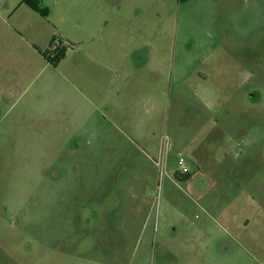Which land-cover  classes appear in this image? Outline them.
<instances>
[{
  "label": "rangeland",
  "instance_id": "374dc122",
  "mask_svg": "<svg viewBox=\"0 0 264 264\" xmlns=\"http://www.w3.org/2000/svg\"><path fill=\"white\" fill-rule=\"evenodd\" d=\"M81 1L0 0V264H264V0Z\"/></svg>",
  "mask_w": 264,
  "mask_h": 264
},
{
  "label": "crops",
  "instance_id": "0c3cea01",
  "mask_svg": "<svg viewBox=\"0 0 264 264\" xmlns=\"http://www.w3.org/2000/svg\"><path fill=\"white\" fill-rule=\"evenodd\" d=\"M81 1V0H80ZM114 1H117V0H82L81 1V4H84V7H82V13L87 17H90V18H93V16H98L99 17V13L100 12H105L106 11V8H109V7H107L106 5H113L114 3L115 4H118V3H120V1L119 2H114ZM119 6V8H120V5H118ZM118 8V7H117ZM91 14V15H90ZM103 22H105V26H106V24H107V22L108 21H106V20H104ZM94 37V36H93ZM99 39V38H98ZM64 42H67L66 40L64 41ZM96 43H97V39H94V45H96ZM49 46V45H48ZM75 47V46H74ZM74 47L72 48V49H68L69 51H70V53H72V51L74 50ZM87 53H89V55L87 54H84V56H83V62L85 63V64H88V63H93V62H95L94 60H95V58L93 57V55L92 54H90V53H94V51H92V47L90 48H88L87 47ZM91 50V51H90ZM96 52H98V53H100V52H102V50H99V48H97L96 47V49H94ZM68 51V52H69ZM60 64V63H59ZM58 64V65H59ZM50 66H51V64H50ZM54 69L55 68H57V67H53ZM9 109H12V108H9ZM10 111L8 110L7 111V113H9ZM17 119H19V117H17L15 120H17ZM14 122H18V121H14ZM23 130V129H22ZM17 131H19V132H21V130L20 129H18ZM6 132H7V130H6ZM8 132H12V130H9L8 129Z\"/></svg>",
  "mask_w": 264,
  "mask_h": 264
},
{
  "label": "trees",
  "instance_id": "16d2710c",
  "mask_svg": "<svg viewBox=\"0 0 264 264\" xmlns=\"http://www.w3.org/2000/svg\"><path fill=\"white\" fill-rule=\"evenodd\" d=\"M30 1V2H29ZM38 1V0H37ZM21 3H24L26 5H28L31 9L38 11L39 9L37 8V6L33 3H31V0H22ZM60 41V40H59ZM66 45H61V44H57L55 42V40H52L48 46V49L46 51V58H48V62L53 66V67H57L58 64L62 61V59L64 58L65 52L67 49H72L75 45L70 43V42H65ZM174 177L176 179L185 181L188 180L191 175L189 173L186 174H179L178 172L174 173Z\"/></svg>",
  "mask_w": 264,
  "mask_h": 264
},
{
  "label": "built area",
  "instance_id": "2783aa9c",
  "mask_svg": "<svg viewBox=\"0 0 264 264\" xmlns=\"http://www.w3.org/2000/svg\"><path fill=\"white\" fill-rule=\"evenodd\" d=\"M177 164L180 168V171L178 172L179 174L183 175L189 173V169L184 165V158L182 156H179Z\"/></svg>",
  "mask_w": 264,
  "mask_h": 264
}]
</instances>
